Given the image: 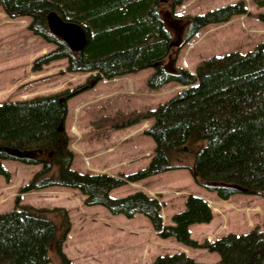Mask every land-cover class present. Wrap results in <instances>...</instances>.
<instances>
[{
    "label": "trees",
    "instance_id": "obj_1",
    "mask_svg": "<svg viewBox=\"0 0 264 264\" xmlns=\"http://www.w3.org/2000/svg\"><path fill=\"white\" fill-rule=\"evenodd\" d=\"M183 0H0L10 17L27 16L28 29L54 48L39 56L32 70L65 58L69 72L91 73L73 88L29 99L0 102V160L40 165L19 193L50 186L78 189L87 205H102L111 214L133 217L143 214L161 238H173L192 248L219 255L213 264H264L262 229L228 233L214 240L191 237L189 227L208 223L213 211L206 200L188 195L184 209L164 224L160 202L142 191L112 197L109 191L151 175L186 168L194 182L226 200L235 194L264 197V41L248 51H231L202 59L194 71L175 65L166 67L173 55L172 35L161 10L171 11ZM255 17L264 23V0H250ZM55 11L63 20L79 24L86 42L80 51L53 35L46 16ZM250 14L239 0L187 17L188 41L209 24L224 23L234 16ZM152 68L146 80L157 90L175 82L184 86L154 108L117 110L99 117L118 129L145 119L152 123L143 134L154 142L145 167L128 174L82 172L71 168L74 153L65 130L68 100L91 89L102 79H114ZM190 160V163L188 162ZM0 176L10 172L0 162ZM70 222L63 208L20 203L0 213V264H53L51 252L62 264H72L61 252ZM151 264H208L182 251L157 255Z\"/></svg>",
    "mask_w": 264,
    "mask_h": 264
},
{
    "label": "rangeland",
    "instance_id": "obj_2",
    "mask_svg": "<svg viewBox=\"0 0 264 264\" xmlns=\"http://www.w3.org/2000/svg\"><path fill=\"white\" fill-rule=\"evenodd\" d=\"M237 1L183 0L171 11L161 10L164 25L171 33L175 46H179L173 47L175 57L172 55L165 62L166 67H171L174 62L194 71L204 58L236 50L245 52L264 41V23L256 19L257 11L250 0H244L249 15L209 24L190 40L185 39L188 16ZM29 21L27 16L9 17L0 8V102L29 99L73 88L90 75L67 71L65 58L32 70L35 60L53 49L55 44L33 34L27 27ZM151 71L152 68H147L133 73L130 77L132 81L122 76L117 83L100 82L92 91L86 90L72 98L65 121L70 148L75 154L71 167L118 175L128 174L148 164L154 142L143 131L152 119L115 129L117 127H111V123L99 122V117L112 115L117 110L154 108L182 88L180 84L170 82L156 91L149 89L146 79ZM108 86L113 88L108 89ZM79 98L80 102L74 104ZM0 162L10 172L9 180L0 176V213L13 209L17 196L22 204L63 208L70 227L61 244V252L72 264H151L157 255L175 251H183L201 263L213 264L219 260L216 252L159 237L143 214L126 217L111 214L99 204L87 205L84 203L85 196L75 188L50 186L20 194V187L28 182L40 165H27L15 160ZM133 191H142L157 198L161 204L160 216L165 223L170 221L171 214L184 209V201L189 194L203 196L212 207L213 217L208 223L191 226V237L199 241H211L228 233L249 232L255 226L262 229L263 196L236 194L219 201L214 192L198 186L186 168L127 182L110 190L109 195L121 197ZM50 255L53 264H62L55 253Z\"/></svg>",
    "mask_w": 264,
    "mask_h": 264
},
{
    "label": "water",
    "instance_id": "obj_3",
    "mask_svg": "<svg viewBox=\"0 0 264 264\" xmlns=\"http://www.w3.org/2000/svg\"><path fill=\"white\" fill-rule=\"evenodd\" d=\"M46 20L50 32L63 40L70 50L80 51L83 48L86 34L79 24L63 20L55 11H50ZM171 45H176V43L173 42Z\"/></svg>",
    "mask_w": 264,
    "mask_h": 264
},
{
    "label": "crops",
    "instance_id": "obj_4",
    "mask_svg": "<svg viewBox=\"0 0 264 264\" xmlns=\"http://www.w3.org/2000/svg\"><path fill=\"white\" fill-rule=\"evenodd\" d=\"M145 70H147V69H145ZM148 74H150V73H148ZM148 74H147V76H148ZM130 77H132V75H129V76H128L129 80L132 81V79H130ZM118 81H119V80H118ZM118 81H113V82H116V83H117ZM129 85H131V83H130ZM129 85H128V86H129ZM110 88H113V87H112V86H108V89H110ZM85 95H87V94H85ZM85 95H83V96H85ZM83 96H82V97H83ZM78 102H80V98H79V100H78L77 102H75L74 104H76V103H78ZM71 104H72V99H70L69 102H68V107H69V109H70ZM84 149H85V148H84ZM84 149H83V150H84ZM80 151H82V150H80ZM85 154H87V153H85ZM88 154H89V153H88ZM199 191H200L199 193H201V195H204V194L202 193L201 190H199ZM194 194H195V195H198V196H201V195L198 194V193H194ZM252 196H255V195H252ZM201 197H203V196H201ZM231 197H232V196H231ZM231 197H230V198H231ZM218 200H219V199H218ZM219 201H222V200H219ZM190 231H191V226H190Z\"/></svg>",
    "mask_w": 264,
    "mask_h": 264
}]
</instances>
